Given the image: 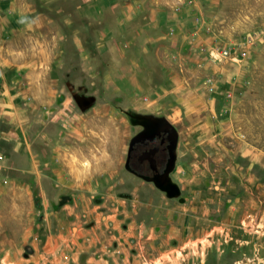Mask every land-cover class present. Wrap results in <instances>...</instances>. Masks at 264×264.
Segmentation results:
<instances>
[{
	"label": "crops",
	"instance_id": "0c3cea01",
	"mask_svg": "<svg viewBox=\"0 0 264 264\" xmlns=\"http://www.w3.org/2000/svg\"><path fill=\"white\" fill-rule=\"evenodd\" d=\"M70 1L78 8L84 6L86 12L26 13L23 10L21 13L17 10L21 5L18 0H0V182H22L28 192H39L45 198V211L52 202L58 213L66 208L70 212L72 209L84 212L89 226L83 234L84 240L89 241L85 251L97 246L99 236L103 237L106 232L104 229L99 231L104 225L107 243L117 244L126 255L118 260V264H141L140 259L132 256L129 242L142 233H152V230L142 232L146 227L135 219L141 213L136 197L129 201L122 197L125 188L121 170L118 166L112 167L108 153L105 154L96 142L101 134L92 123L94 115L110 114L116 108L108 103L109 99H99L97 86L101 82L116 86L115 92L112 91L114 95L123 93L135 102L140 99L143 85L163 86L167 82L171 86L167 87L169 89L165 86L163 91L151 89L150 94L154 92L161 96L171 91L175 100L172 116L177 110L184 109V115L193 117L190 126L181 121L176 130L172 125L177 132V142L179 137L184 141L188 139L191 131L210 137L222 128L224 120L215 119L219 114L227 116L226 109H220L218 104V94L224 87L215 75L200 77L196 82L185 70L186 64L173 67L157 57L158 52L165 55L167 49L191 54L197 47L199 64L209 67L204 43L210 38L202 28L192 26L196 20L187 16L184 0L168 5L161 3L149 15L138 12L137 7L132 13L127 12L125 7L132 3L129 0H113L110 6H104L99 0ZM117 6L123 9L116 14L108 13V9ZM95 9H101V14L93 12ZM197 19L200 24V15ZM155 30L168 37L181 34L185 39L196 33L198 41H192L193 46L177 49L168 46L162 50L156 46L159 38L154 36ZM21 31L23 37L28 33L29 44L18 42L21 36L17 33ZM114 44L117 54L111 60ZM154 48H157L155 55L161 66L149 64L144 67L141 54ZM96 54L101 56L100 62L92 61ZM159 70L165 71V77L160 76L161 80L164 78L163 82L158 80ZM148 99L144 97V100ZM174 160L167 175L175 169ZM47 192H53L56 199L51 201ZM132 192L137 194L140 188L134 187ZM189 193L198 201L193 199L187 210L184 209L187 225L170 226L169 238L190 240L196 230V238L200 240L208 230L215 229L209 240L216 246L225 244L224 250H217L216 264H226L227 258L237 262L254 256L264 261V229L248 221L255 217V199L264 200V192H240L241 195L232 192L228 198V192L221 190L215 192L213 206L207 203L210 194ZM227 202L229 206H226ZM244 204L248 205L240 213ZM211 211L215 213V220H211V215L207 216ZM255 223L264 224L258 218ZM56 224L55 232L50 230L49 223L43 225L41 239L45 244L64 246L66 240L79 238L80 233L61 230L63 221L58 220ZM135 228L140 231H134ZM155 236L151 244L156 252L158 231ZM240 251H244V259L239 256ZM92 255L87 260L91 264H110L115 260L112 253L108 254L109 258L104 254L105 258ZM81 256L85 254L81 252Z\"/></svg>",
	"mask_w": 264,
	"mask_h": 264
},
{
	"label": "rangeland",
	"instance_id": "374dc122",
	"mask_svg": "<svg viewBox=\"0 0 264 264\" xmlns=\"http://www.w3.org/2000/svg\"><path fill=\"white\" fill-rule=\"evenodd\" d=\"M129 1L132 3L125 7L127 12L132 13L137 7L138 12L149 15L152 9L161 3L168 5L182 0ZM99 2L104 6H110L113 0H99ZM184 2H187V16L196 20V24L192 26L202 28L205 35L210 38L208 43H204L207 46L209 67L199 64L200 56L196 50L197 47L192 49L195 53L179 54L167 49L165 55L158 52L157 57L164 59V63H170L169 65L173 67L180 66V63L186 64L185 70L196 79V82L200 77L210 75H215L220 81L222 80L224 90L222 89V93L218 94L221 102L218 104L221 105L220 109H226L227 116L223 117L219 114L215 120L221 118L224 120L222 128L210 137L198 131H191L189 138L185 141L179 137L174 151L175 169L167 175L164 185L145 180L125 167L124 161L131 138L143 127L158 122H168L179 130L181 121L190 126L193 123V117L184 115V109L177 110V113L172 116L175 100L174 93L171 91L161 96H157L154 92L150 94L151 89L155 91V89L162 90L163 86L167 88L169 86L167 82L163 86L161 84L160 86L143 85L140 99L135 102L126 98L123 93L114 95L112 91L115 92L116 86H109L102 82L97 86L100 92L99 99L102 101L109 99L108 103L116 108L114 111L111 110L110 114L94 115L92 123L94 127H98L101 134V138L97 136L96 142L104 149L105 154L108 153L112 167L118 166L121 170L120 177L123 178L122 184L126 189L122 192V197L126 201L136 197L141 213L135 219L142 222L141 226L148 229L142 232L152 230V233H142L129 242L132 256L140 259L141 264H216L217 250L219 248L224 250L225 244L216 246L213 240H209L214 236L215 229L208 230L206 236L200 240L196 238V230L194 237L190 240L169 238L170 226L181 228L182 225H187V217L185 216V219L183 216L184 209L187 210L193 199L198 201L197 197L193 198L194 196L189 192L210 194L207 203L211 206L215 204V192H221V190L228 192V198L229 193L232 194V192H237L238 195L242 194L240 192H264V0H184ZM18 3L21 5L17 7V10L21 13L23 10L26 13L86 12L84 6L78 8L70 0H18ZM121 8L122 6L110 8L108 13L116 14L121 11ZM93 12L101 14L102 11L95 9ZM199 15L200 24L197 19ZM21 34H23L22 31L17 33L21 36L18 42L29 44L28 33L25 37ZM153 34L159 38L157 48L162 50L168 46L172 49L181 46L189 47L194 45L192 41H198L196 33L188 39H185V36L183 38L181 34L168 37L159 30H155ZM249 35L254 39L247 45L250 50L244 60L231 61L229 58L210 57L208 53L210 48L234 45ZM157 48L151 49L152 52L143 51L141 55L144 67L149 64L161 66L155 55ZM113 50L114 54L110 55L111 60L117 54L115 44ZM101 59V56L96 54L92 61L100 62ZM189 67L191 70L188 69ZM220 67H222L221 70ZM164 72L159 70V81H164V78L160 79V76L165 77ZM145 96L149 98L147 101L144 100ZM198 107L202 108V105ZM137 186L140 192L135 194L132 191ZM38 193L28 192L22 182H0V264H91L87 262L90 255L94 254L97 258H102L104 254L109 258V253L115 256L114 262L110 264H118L120 259L126 256L118 249L117 244L107 243V234L105 235L107 230L106 226L103 227L104 225L99 231L104 229L106 232L103 233V237L99 236L97 246H92L90 251H85L89 241L84 240L83 234L89 226L86 224L87 218L84 212L72 209L71 212L68 210V213L66 208L62 213H58L52 202L45 211L43 209L45 198ZM47 193L51 201L56 199L53 192ZM255 201L253 210L255 217L252 220H246L252 221L255 227L264 229V224L255 223L257 218L264 223V200L261 199L260 202L256 198ZM226 206H229V202ZM246 206L245 204L241 206L240 213L246 209ZM255 210L258 211L255 212ZM207 216L215 220L214 212H209ZM261 216L263 219L260 218ZM58 220L63 221L64 225L61 229L63 232L80 233L82 237L66 240L64 246L45 244L44 239H41L43 225L49 223L50 230L55 232ZM128 223H130L129 219L126 221V224ZM133 230L140 231L138 228ZM156 231H158L159 243L158 250L156 249L155 252L152 248L154 244L151 242L153 243V239L156 238ZM77 249L80 251L76 252ZM81 252L85 256H81ZM112 255L111 258H113ZM239 256L242 259L246 257L244 251H240ZM258 262L264 264V261H259L257 256L252 259L247 257L237 262H231L227 258L225 263L257 264Z\"/></svg>",
	"mask_w": 264,
	"mask_h": 264
},
{
	"label": "flooded vegetation",
	"instance_id": "af4514ba",
	"mask_svg": "<svg viewBox=\"0 0 264 264\" xmlns=\"http://www.w3.org/2000/svg\"><path fill=\"white\" fill-rule=\"evenodd\" d=\"M177 132L168 122H158L138 130L131 138L125 157V166L137 176L164 185L167 180V170L174 160V150L177 145ZM144 153L148 157L140 158Z\"/></svg>",
	"mask_w": 264,
	"mask_h": 264
},
{
	"label": "built area",
	"instance_id": "2783aa9c",
	"mask_svg": "<svg viewBox=\"0 0 264 264\" xmlns=\"http://www.w3.org/2000/svg\"><path fill=\"white\" fill-rule=\"evenodd\" d=\"M253 39L254 37L249 35L242 39L243 41L237 42L234 45L210 48L208 53L213 59L229 58L231 61H242L248 55L250 49L247 45L253 42Z\"/></svg>",
	"mask_w": 264,
	"mask_h": 264
},
{
	"label": "water",
	"instance_id": "95a60500",
	"mask_svg": "<svg viewBox=\"0 0 264 264\" xmlns=\"http://www.w3.org/2000/svg\"><path fill=\"white\" fill-rule=\"evenodd\" d=\"M144 157H148L149 159L152 160V158H151V156H150L149 154L144 153L140 158H144ZM152 164H153V167H155V162H154V160H152ZM171 165H172V162H171V164H170V166H169L168 169L171 168ZM167 171H168V170H167Z\"/></svg>",
	"mask_w": 264,
	"mask_h": 264
}]
</instances>
